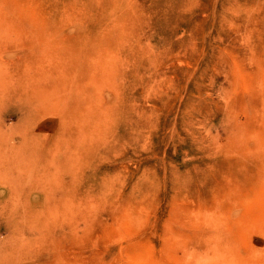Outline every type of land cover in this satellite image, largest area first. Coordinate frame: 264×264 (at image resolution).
I'll use <instances>...</instances> for the list:
<instances>
[{
	"label": "rangeland",
	"instance_id": "374dc122",
	"mask_svg": "<svg viewBox=\"0 0 264 264\" xmlns=\"http://www.w3.org/2000/svg\"><path fill=\"white\" fill-rule=\"evenodd\" d=\"M0 264H264V0H0Z\"/></svg>",
	"mask_w": 264,
	"mask_h": 264
}]
</instances>
